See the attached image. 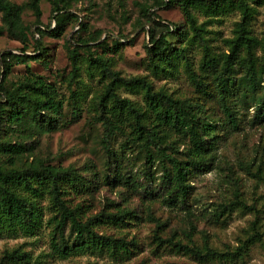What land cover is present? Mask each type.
<instances>
[{"label": "rangeland", "instance_id": "374dc122", "mask_svg": "<svg viewBox=\"0 0 264 264\" xmlns=\"http://www.w3.org/2000/svg\"><path fill=\"white\" fill-rule=\"evenodd\" d=\"M68 1L67 11L76 18L62 19L65 30L60 37H40L35 31L33 10L25 7L24 21L31 26L34 35L41 38L46 52L38 60L15 64L5 82V88L14 91L32 72L51 84L64 102L60 114H51L57 127L49 129L48 120L32 122V132L22 136L17 126L6 120L0 123V135L5 142L22 141L28 146L24 163L39 158L46 164L74 169L86 181L91 180V193L65 185L64 195L72 204L84 203L88 215L104 209L133 210L136 217L127 219L125 224L106 223L97 228L100 233L130 241L131 252L122 256L84 253L60 258L55 255L49 225L54 212L48 208L50 199L46 195L41 199L45 211L43 226L34 234L0 235V259L5 251L18 247L30 253L31 264H264V122L255 119L256 104L264 99V79L254 92L247 89L248 95L244 96L241 86L240 94L231 99L238 119L237 127L233 128L227 124L218 95L212 98L198 92L185 66L189 59L194 70L202 74L200 63L207 47L215 55L228 53L230 40L236 37L242 19L241 10L193 6L191 14L196 25L202 27V31L196 32L179 0L169 5L162 4L161 0ZM245 1L252 13L251 33L264 39V0L260 3ZM40 5L43 26L56 27V16L67 13H54L49 0H41ZM147 10L149 17L156 13V20L175 24L177 29L167 38L176 46L186 47L185 58L179 56L171 72L155 71L148 63L146 46H151L149 30L154 23L147 18ZM129 38H133L132 43L127 42ZM116 41L125 45L118 49ZM23 47H27V53H37L32 33L27 43L7 34L0 36V58L8 50L21 53ZM74 50L80 54V71L75 78L71 58ZM89 53L109 58L112 68L122 77H147L155 90L200 102L205 115L217 121L221 140L212 152V166L188 180L189 194L184 203L168 200L169 188L163 182L160 158L146 164V153L122 132L112 134L105 142V127L95 116L100 110L98 96L104 92L109 78H100L96 69L91 71ZM256 56H262L261 49H257ZM3 72L0 61V82ZM244 73L245 69L241 68L234 74L235 78L240 80ZM202 76L212 89L213 75L204 73ZM118 93L139 105L145 103L140 90L123 86ZM183 141L177 140L167 148V153L186 159L187 148ZM4 159L0 153V162ZM156 234L189 245L204 247L207 244L223 256L197 259L168 242L159 244L155 241Z\"/></svg>", "mask_w": 264, "mask_h": 264}, {"label": "trees", "instance_id": "16d2710c", "mask_svg": "<svg viewBox=\"0 0 264 264\" xmlns=\"http://www.w3.org/2000/svg\"><path fill=\"white\" fill-rule=\"evenodd\" d=\"M40 1L28 0L25 4H18L12 0H0V36L7 34L13 39L27 43L32 33L38 53H27V47H23L21 53L8 50L2 53L0 58L4 71L0 82V96L3 99L0 101V123L7 120L9 124L17 126L22 136L32 132V122L40 123L41 120H48V128L55 129L56 119L51 114H60L64 102L57 97L51 84L31 71L14 91L5 88L7 76L15 64H27L42 58L46 49L40 37L62 36L65 30L62 19L72 16L76 18V15L67 11L68 0H49L54 13L60 14L62 11L67 13L56 16V27L43 26ZM262 1L255 0L257 3ZM179 2L196 32L202 31V27L196 25L191 14L190 8L193 6H204L211 10L238 8L242 12L237 35L230 40L229 52L215 55L208 47L205 49L200 70L203 75L212 74L215 78L212 89L202 74L194 70L192 61L189 59L185 61L187 72L198 92L208 94L212 98L217 94L226 114L227 124L236 128L237 113L230 103L231 99L240 94L241 86L245 89L241 94L247 96L249 92L247 89L254 92L264 79V39H259L251 33L249 28L251 8L245 0H179ZM161 3L169 5L174 3V0H161ZM25 7L33 10L37 23L35 31L40 37H36L31 26L24 21ZM146 14L151 23H154L149 30L151 46H146L148 63L155 71L171 72L175 68L176 59L181 55L185 58L186 51V47L176 46L167 38L177 26L156 20L158 18L156 13L149 17V10ZM159 28L162 29L158 31ZM127 42L132 43L133 38H129ZM124 45L125 42L116 41L115 47L119 49ZM257 49L262 50L261 57L256 56ZM88 56L91 71L96 69L100 78H109L104 92L98 96L97 104L100 110L95 116L105 127V142L112 134L122 132L138 143L140 149L146 153V164L160 158L163 182L165 187L169 188L168 200L172 203H184L189 194L188 180L195 173L208 171L212 166V152L221 140L217 121L205 115L206 111L202 108L204 105L200 102L175 97L162 89L155 90L147 77H122L119 71L112 68L109 58L103 55L95 56L89 53ZM71 58L72 77L75 78L80 71L79 52L72 51ZM241 68L245 69V73L238 80L234 74ZM123 86L133 91H142L145 103L139 105L132 99L122 97L118 89ZM256 105L255 119L264 122V99L258 101ZM173 136L178 138L172 139ZM179 139H183L186 144V159L167 153V148L172 147ZM28 151L29 148L24 142H5L0 135V153L5 156L0 162V235L34 234L39 230L44 224L45 212L41 206V199L47 195L50 199L48 208L54 212L49 219V225L52 226V248L55 255L68 258L84 253L120 256L129 254L130 241L124 237L100 233L97 228L106 223L125 224L127 219L136 217L134 211L104 209L97 214L88 215L84 203L72 204L64 198L65 185L91 193L90 187L93 182L86 181L74 169L46 164L39 158L24 163L23 156ZM160 226L158 224V227ZM155 241L159 244L165 242L173 244L177 249L184 250L197 259H215L223 256L207 244L204 247L197 244L189 245L172 238L164 239L159 234L155 235ZM0 264H31V255L17 247L5 251Z\"/></svg>", "mask_w": 264, "mask_h": 264}]
</instances>
